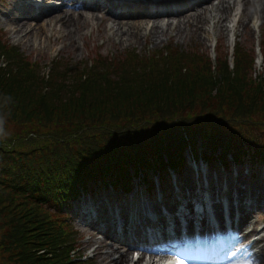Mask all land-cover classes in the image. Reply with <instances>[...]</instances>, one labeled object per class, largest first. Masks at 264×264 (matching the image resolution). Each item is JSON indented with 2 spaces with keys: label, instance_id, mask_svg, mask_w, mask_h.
I'll return each mask as SVG.
<instances>
[{
  "label": "trees",
  "instance_id": "16d2710c",
  "mask_svg": "<svg viewBox=\"0 0 264 264\" xmlns=\"http://www.w3.org/2000/svg\"><path fill=\"white\" fill-rule=\"evenodd\" d=\"M9 48L12 49L7 52L14 57L18 70L16 73L12 70L4 72L0 68V118L4 121V134L0 135V185L9 193L7 198L11 197L12 202L21 204L12 209L11 219L26 221L35 229L32 233L30 229L17 227L10 219L12 227L4 230L0 237V246L9 257H0V264H60L64 257H68V252L65 247L57 248L49 235L56 227L51 221H58V229L61 225L70 226L69 222V225L61 222L67 221L64 201L76 197L78 191H93L102 184L105 187L110 184L123 186L120 188L130 190L136 176L141 175L139 179L148 182L149 172L161 176L165 168L183 167L186 150L194 157L202 155L205 160L213 158L217 151V157L211 162L224 167L233 162L227 161L228 152L237 162H242L244 155L252 162L264 164V92H261L260 84L253 87L246 81L239 83L230 76L232 72L224 63L218 66L196 64L189 72L191 75L182 77L181 71L185 73L186 70L179 69L183 65L176 63L169 77L161 79L162 82L147 80L139 85H122L118 88L120 91L111 94L110 100L102 99L79 110L77 107L81 104L72 106L73 100L66 96H75L76 89L80 87L83 88L81 92L91 87L97 88L100 83H94L90 77L81 81L88 76L83 78L82 74L79 77L67 71L62 73L63 76L70 74L67 84L65 77L60 81L57 79V82L65 84L61 88V83L54 85L51 73L47 77L41 75L33 63L14 53L16 47ZM168 54L166 61L172 56L181 62L185 59L189 60L186 63L197 61L196 56L172 49ZM113 61L105 58L99 60L97 65H103L106 71H116L118 77L122 78H126L125 73L141 70L139 61L129 54L118 58L110 70L106 65ZM146 65L153 66L151 63ZM53 75L57 78L58 73ZM66 90L69 92H64ZM99 90H105L104 94L100 93L104 97L112 86ZM212 92L216 93L213 95ZM220 100L227 104L222 107V114L241 118L232 119L233 124L239 121L236 131L222 140L218 134H214V129L207 127L206 122L198 125V130L189 132L186 121L195 118L196 114L189 118L196 113L195 108L213 113V108L205 106L204 102L213 104ZM55 105H61L63 111H56ZM198 117L197 124L204 116L200 112ZM247 117L251 118L247 120ZM151 119L154 120L153 124L159 122L155 125H164V128L160 130L152 125L149 133L146 123ZM40 123L47 128L46 137L52 138L36 149L34 157L45 151L51 152L54 146H66L72 155L66 154L63 160L53 157V168L48 163L49 171L40 172L34 167L25 173V170L17 168L23 157L20 153L17 155L18 151L12 144L19 133H13L7 127L14 124L36 132L42 125ZM248 123H255L256 127ZM179 128L181 131H178ZM50 130L55 136L49 134ZM184 132L188 133L187 137L183 135ZM194 134L202 139L201 152L197 150ZM148 184L151 185L150 182ZM7 218L10 216L0 209V223H6ZM58 236H55L57 242ZM40 247L48 249L50 255L46 256L45 253L38 256ZM62 254L64 257H61ZM20 257H26V263Z\"/></svg>",
  "mask_w": 264,
  "mask_h": 264
},
{
  "label": "rangeland",
  "instance_id": "374dc122",
  "mask_svg": "<svg viewBox=\"0 0 264 264\" xmlns=\"http://www.w3.org/2000/svg\"><path fill=\"white\" fill-rule=\"evenodd\" d=\"M40 1L43 2L45 6L51 4L54 7H42L46 13L38 16H28V19H26L27 22L31 23V25L35 24L36 26L44 23L50 17L45 16L50 15L51 13L49 12H52L53 8L57 6L53 4L55 0H50L51 2H47L46 0H0V68L4 69V72H9V70H12L11 72H17V62H15L13 59L14 57L7 52L12 49L9 47H16L14 48V53L16 55H20L22 59H27L29 62L33 63V67L38 69L41 75L47 77L51 73L54 85L61 83V88L65 84L57 82V79L60 81L63 80V77H65L64 79L67 84V81H69L68 79H70V74L67 73L65 76L62 75V73L67 71H70L71 75L76 74L79 77L82 74L83 78L88 76L81 81L89 77L92 80L94 79V83H100L97 88L91 87L85 92H81L83 88L80 87L76 89L74 94L75 96L70 94L66 96L67 98L73 100L71 103L72 106H76L77 103L81 104L77 107L79 110H83L82 108L86 105L94 104L96 101L102 99L108 100L113 92L120 91L118 88L122 85H139L147 80L162 82L161 79L169 77L171 68L174 67V64L176 63L183 65V67H179V69L185 68L186 70L185 73L181 71V77L182 75H191L192 73L189 72L196 64L200 65L209 63L211 66H218L219 64L224 63V66L232 72L230 76L239 83L246 81L248 82V85L253 87H257L258 84H260L261 92H264V13L259 15L258 12L254 13L256 10H252L248 13L250 17L247 19L242 11L243 5L238 2H236V5L234 4L230 16L223 22L228 27V31L218 32L217 29L219 28V24H216L215 19L210 18V12H208V10L202 12L203 8L198 9L200 5L196 4L193 6L194 10L191 11H193V13H202L201 15L208 19L201 30L195 31L191 29V26L189 25H187L183 30L182 28L184 24L181 23L182 16L177 29L174 27L168 28L167 31H164L159 36H153L152 38V33L147 32L144 34L142 27H144L145 21H142L141 23V34L139 33L134 37L122 36L120 35V31L116 33L114 31L115 28H111L110 22L102 20L101 17L104 16V14L107 15L104 10L96 11L89 7L74 8L72 4H78V1L60 0L57 2L59 7H56L58 12L53 13H62L61 16L64 14H73L71 18L68 16L69 19L49 22L46 29L44 28V33L39 36H36L33 30V33L30 31L26 36L22 37V33L15 30L13 21L17 20L16 18L22 14L28 15L30 12L36 11V5L39 4ZM61 1L63 2L61 3ZM120 1H125L132 5L131 7L125 8L127 10L129 9L130 12L137 10V3L140 2V0H117V2ZM178 1L179 3L183 2L182 0ZM99 2L103 3L105 0H99ZM193 2L194 1H192V3ZM189 3H191V1ZM166 5H168L165 6L166 8L169 7L175 9L178 7L174 1H170L166 3ZM258 5L259 1L257 2V5H254V7L258 8ZM203 6L210 7V5ZM121 7V5L117 6L118 9ZM146 9L147 7L144 8V10ZM63 12L65 13L63 14ZM79 13L83 14L81 19L80 16H77ZM90 13L95 14L93 18L90 17ZM211 14L214 15L216 13L212 12ZM251 14H253V17ZM239 15L241 21H244L236 23ZM168 18L169 20L176 21L177 15L169 13L168 15L160 16L159 21L163 24ZM215 18H218V16ZM151 20L152 19H150V21ZM22 24H19L17 29H24V27L21 26ZM179 28L182 30L179 31ZM165 29L166 26H164V30ZM171 49L176 52L186 53L190 56H196L195 58H197V61L194 63H186L185 61L189 60L185 59V61L183 60L181 62L173 56L166 61V58L169 55L168 51ZM127 54L139 61L141 70L135 71L132 74L125 73L126 78L118 77L119 74L116 71H106V68L103 65H97L99 60L110 58V60L114 61L112 64L106 66L111 70L115 62H117V59L123 58ZM152 55H154V57L151 59ZM147 63H151L153 66H148L146 65ZM88 68H92L91 71H88ZM217 70L225 73L221 69ZM54 73H58L57 78L54 77ZM16 75L19 76V74ZM78 85L79 84H77V86ZM105 86H112V90L109 93L107 92L103 97L100 96V93L104 94L105 90L99 89ZM69 90L64 92H69ZM215 93L216 92H212L213 95ZM204 103L206 105H203L211 106L213 108V113L208 110L201 111L198 108H195L196 113L194 112L191 116H189L190 118L196 114L195 118L186 121V126H189L188 131L193 132L194 130H198L196 129L198 125H204L207 122V127L214 129V134H218L222 140H225L226 137L236 131V125L239 124V121L233 124L232 119H238L240 117L233 118L231 115H225V113L222 114V107H226L227 104L221 103V100L220 102H213V104L210 102ZM53 107L56 111H63V107L61 105H55ZM55 110L54 113L56 112ZM200 112L204 117L203 120L197 124L199 118L198 113ZM250 118L251 117H247L246 119L248 120ZM209 121H212L213 123ZM259 121L260 120H258V122ZM153 122L154 120L151 119L146 123V129L149 133L152 125L155 128H160V130L164 128V125H155L159 122L154 124ZM248 124L252 125L253 128L256 127L255 123ZM64 127L65 126H63V128ZM7 128L13 133H19V137L22 138L18 139L19 137H17L15 142L12 144L15 146L14 148L16 149V152L18 151L17 155L20 153L23 157L20 158V164L17 168L23 171L25 170V173L28 169L33 170L34 167L40 169V172L49 171V165L53 168V157L58 160H63V156L66 154L72 155L70 154V149H67L66 146H54L51 148V152L45 151V153L39 154L38 157H36L37 154L34 157L36 149L52 138L46 137V133L48 132H46L47 128L43 126V124L38 127V131L36 132H31L29 127L20 128L18 125L14 124L11 126L8 125ZM179 130L181 131L180 128L178 131ZM51 131L52 130L49 131V134L54 135ZM155 131L157 130L155 129ZM26 132H28V135L25 136ZM183 135L187 137L188 133L184 132ZM194 136L197 141L195 143L197 150L201 152L203 146L199 144L202 139L198 134H194ZM146 137H149V135H146ZM245 145L248 146V143L246 142ZM214 154L215 156L213 158L207 160L210 165H206V163L202 162L200 159H192V157H190L191 154L185 152L186 163L183 167L165 168L166 170L164 175L161 176L149 172L148 177L151 181V185L149 187L142 182H139V177H141L140 175L139 177H134L132 185L133 188L130 192L120 188L123 186L119 187L115 185H107V187H105L103 184H100L101 186L95 188L93 191H89L88 194L80 193L78 191L76 197L69 198V200L64 201L63 204V209H66L65 212L67 213V221L61 220V222H69L70 226L67 227L66 225H61L59 231L57 226L58 221H51V223L56 227L50 233L49 239L57 245V248L65 247L64 249L68 252V257H64V254L61 255V257L64 258L60 264H72V262H75L74 264H103L100 261L104 262L101 257H94L95 248L101 240H104L108 245H110L111 241L110 239L101 236V234L96 233L97 230L93 228V226L97 224L95 223L94 218H92L93 216H87L84 213L86 211L84 209V202H89L90 198L93 197V206L96 208L100 206L97 220H101L103 216H107L108 206L111 208L118 207L121 210L120 212L124 213H127L125 208L128 205H130V211L131 209L133 210L134 204H136L138 210H141V203H147V207L151 208L154 204L160 205L158 198L153 199L154 195L153 197L151 195V191L154 190V184H158L160 186L165 195V197L163 196L164 201L161 202L167 206L166 203L170 201L169 188L171 186L169 185H174L175 181L177 184H180L181 192L187 196L193 192L194 184L198 182L196 180L198 177L209 178L210 183L214 182L215 185L218 184L219 180H221L224 184V179L226 181L225 185L227 188L229 185H232L237 190V193L244 197V201L247 202V205H255V207L258 208L257 211L255 210L256 215L253 217L252 221L254 222L252 225V233L254 234L257 232V229H263L264 215L262 214L264 199L262 196L264 193L262 192H264V164L258 163V161L252 162L247 156L243 155V158L241 159L242 162L234 160V163L236 164L234 170L231 168L225 170L220 169L218 164L211 162L215 157H217V151ZM231 158L232 155L228 152L226 155L227 161L229 162ZM188 168L190 169L189 173L186 172ZM148 170L150 171V169ZM197 172H200V174H197ZM52 174L53 173H51V175ZM213 177H217V181H215ZM112 186H114L113 189H111ZM147 191H149V198L146 195ZM8 194L9 193L5 190V188L0 185V209L5 210L7 215L10 216V218H7L6 223H0V237L4 230L12 227L11 225L13 223H10L11 212L13 214L12 209L15 210L16 207L21 206L19 202H12L11 197L7 198ZM225 194L226 193L224 192V195ZM107 197H109L110 203L105 201ZM108 203L110 205H108ZM10 209L11 211L8 213ZM102 213L104 214L102 215ZM131 215H133V213H131ZM136 215L138 218L144 216L141 211L136 213ZM200 216L202 215L200 214ZM108 218L109 221L105 222L106 225L111 223V217ZM124 218L125 216H122L121 220ZM11 220L14 221L17 227L30 229L32 233L34 232L35 228L26 221H22L21 219L19 222L13 219ZM84 220L92 221L95 225L92 223L91 225H86ZM133 231L134 230H129L131 234ZM125 232L126 231H122L120 233L118 237L119 241L115 239L119 242H116L118 244L116 246L120 248L119 252L127 249L123 248V239L131 238V235L125 234ZM5 233L9 232L6 231ZM259 234H264V230L261 232L259 231ZM57 235H59L58 242L55 240V236ZM260 235L257 236L259 237ZM40 249L41 250L37 252L38 256L45 253H47L46 256L50 255V252L45 247H40ZM104 250L106 251L107 249L105 248ZM130 251L132 252V250ZM2 256L9 257L6 250H4V248L2 249L0 246V257ZM20 258L26 263V257ZM52 262H54V259H52ZM122 264H130V262Z\"/></svg>",
  "mask_w": 264,
  "mask_h": 264
},
{
  "label": "bare ground",
  "instance_id": "6f19581e",
  "mask_svg": "<svg viewBox=\"0 0 264 264\" xmlns=\"http://www.w3.org/2000/svg\"><path fill=\"white\" fill-rule=\"evenodd\" d=\"M47 2H51L54 0H46ZM58 1L60 0H55V2L53 4H56V7H59L58 5ZM77 1V0H76ZM176 2L178 6H182L183 8L180 10H177L176 12H174V14L177 15V20H169V18L167 19V21L165 23H160L159 21V17L160 16H165L168 15L169 13L172 12H167V11H155V12H149L144 10V8L151 6V4H142L144 2V0H142V2L137 3L138 9L135 10L134 12H130L128 11L127 7H131L132 5L125 2V1H120L117 2V0H108L103 3H100L99 0H80V2L78 1V4L73 3L72 6L74 8H81V7H85V8H92L96 11H101L104 10L106 14H104V16H102V20L105 22H110V26L111 28H115V32L117 33L118 31H120V35L122 36H136L137 34L140 33V27H141V23L142 21L144 22V27H142L144 34H146L147 32L152 33V38L153 36H159L160 34H162L164 31H167L168 28L174 27L177 29V26L179 24L180 18L181 19V23L184 24L183 26V30L184 28H186L187 25L191 26V29L193 30H201L203 28V25L208 21V19L205 16H202V13H193L194 10L193 6H195L196 4L200 5L198 7L199 8H203L202 12H205L206 10H208V12H210V18L211 19H215L216 24H219V28L217 29L218 32L221 31H228V27L226 26V24H224L223 22L230 16L234 4L236 5V2H238L239 4L243 5L242 11L244 16L248 19L250 17V15L248 14L250 11L252 10H256L255 12H258L259 15H262L264 13V0H182V3H179V1L177 0H171ZM191 1V3H189ZM192 1H194L192 3ZM215 1V2H214ZM259 1V5L258 8L254 7V5H257V2ZM63 1H61L62 3ZM202 3V4H200ZM118 5H121V8H117ZM203 5H210V7H205ZM42 7H46V8H50V7H54L53 5H48L45 6L43 2H39V4L36 5V11L34 12H30L28 15H20L18 16L15 20L13 21L15 30L18 32L22 33V37L26 36L30 31L33 30L36 34V36L41 35L42 33H44V28L46 29L47 25L49 22L53 21H57V20H61V19H69V17L71 18L73 16V14H64L65 12H63L64 15L61 16L62 13L59 14H54L56 12H58L57 8H53L52 12L50 15H47L45 17L50 16L44 23L40 24L39 26L31 25V23L27 22L26 19H28V16H38L40 14L46 13L45 10L42 9ZM54 12V13H53ZM212 12H215L216 14H211ZM94 13H90V17H94ZM253 17V14H251ZM69 16V17H68ZM77 16H80V19L82 18L83 14L79 13L77 14ZM216 16H218V18H215ZM236 16V15H235ZM240 15L238 16L236 23L238 22H243L241 21V18H239ZM79 18V17H78ZM149 19V20H148ZM150 19H152L150 21ZM23 23V24H22ZM22 24L21 26L24 27V29H17L18 25ZM70 25V24H69ZM164 26H166V29L164 30ZM38 27V28H36ZM160 29V30H158ZM181 28H179V31L182 30ZM189 30V29H188ZM198 33V32H197ZM141 34V33H140ZM201 35V34H200ZM139 36V35H138ZM201 37V36H200ZM136 38V37H135ZM190 157H192V159L197 160L200 159L202 162L206 163V165H210L209 161H206L202 155H199L198 157H194L193 155H190ZM186 163V162H185ZM186 172H190V169L188 168ZM236 173V172H235ZM200 174V172H199ZM177 180V179H176ZM179 180V178H178ZM139 182H142L143 184H145L146 186H148V182H143L142 180H139ZM219 185H222L221 180L218 181ZM189 186V185H187ZM226 186V185H225ZM149 187V186H148ZM184 187V186H183ZM221 188V186H219ZM232 193H230L229 196H231ZM91 197V196H90ZM93 197L90 198V201L88 202H84V209L86 210L84 213L87 216H93L92 218H94L95 223L98 225H95L92 221H88L86 223V225H91V223L95 226H93V228H95L96 230L99 229L100 231L102 230V228L104 227V230L101 231L102 235L107 238L110 239L111 243L110 245L106 244L104 240H101L100 243L96 246L95 248V254L94 257H101V259L104 260V262L100 261L103 264H122V263H127L130 262V264H141V261H143V257H139L136 261H132L131 259V251L129 250V248H127L125 246V239H123V248H127L124 251L119 252V247L116 246L118 245L116 242L119 241L118 237L120 235V233L123 231H126L125 234L131 235L132 234L129 232V230H139V225L141 223V220L138 218V216L136 215V211L132 210L130 211V205H128L125 209L127 211L126 213V219L124 220H119L115 217V211L114 209L118 208V207H113L111 208L110 206H108L109 209H107V216H105V219L101 218V220H97L98 218V213H99V207L97 208L93 206ZM105 201L109 202V197L106 198ZM241 201L243 202V206L242 207H237V208H232V212L231 215L234 218L235 213L238 214V220H237V225L239 227L240 230H243L246 226L248 228H250L251 230L253 229L252 225L254 222L253 221V217L256 215L255 210L257 211L258 208L255 207V205L250 206L248 205V207L245 206L246 202L244 201V197L242 196ZM110 203V202H109ZM108 203V205H110ZM132 206V204H131ZM215 207V206H214ZM216 207H218V205H216ZM215 212V211H214ZM213 212V213H214ZM96 213V215H95ZM131 213H133V215H131ZM104 213H102L103 215ZM216 214V213H214ZM95 215V216H94ZM111 217V223L109 225H106L105 222L109 221V218ZM199 224H201L203 221L206 222L205 218L202 217V219H199ZM176 222V218L175 216H173L172 218V222L171 224L175 225ZM126 227H130V228H126ZM110 228L111 231L108 229ZM249 229V233H251L252 231ZM264 228L261 231H263ZM254 231V230H253ZM258 232H255L254 234H257ZM250 236H252V234H245V233H240V235L235 239V241L233 242V248L231 250H235L237 249L238 251H233L232 253H230L227 257H225L222 260H219L217 262H215L214 264H264V234L260 235L258 238L253 239V242L250 243V245L248 247L245 248V245L248 244L250 241H252L250 239ZM118 241H116V240ZM133 242V241H131ZM119 243V242H118ZM107 249L106 251L104 249ZM147 248V247H145ZM245 248V249H244ZM150 249V251H153L151 248H147ZM252 250L253 252L251 254H248V251ZM160 253L159 254H150L149 257L152 259V261H148V264H153L154 261L158 260V259H164L167 258V254L166 252H169V250L164 249V250H159ZM141 255H145L143 253H141ZM154 255V256H153Z\"/></svg>",
  "mask_w": 264,
  "mask_h": 264
},
{
  "label": "clouds",
  "instance_id": "9594fccd",
  "mask_svg": "<svg viewBox=\"0 0 264 264\" xmlns=\"http://www.w3.org/2000/svg\"><path fill=\"white\" fill-rule=\"evenodd\" d=\"M3 123H4L3 118H0V135L4 134Z\"/></svg>",
  "mask_w": 264,
  "mask_h": 264
}]
</instances>
